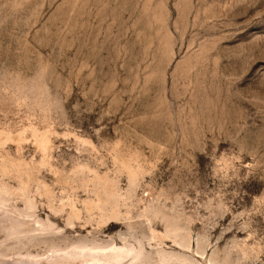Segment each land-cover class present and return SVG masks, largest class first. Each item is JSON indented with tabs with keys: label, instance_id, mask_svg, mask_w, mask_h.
<instances>
[{
	"label": "rangeland",
	"instance_id": "obj_1",
	"mask_svg": "<svg viewBox=\"0 0 264 264\" xmlns=\"http://www.w3.org/2000/svg\"><path fill=\"white\" fill-rule=\"evenodd\" d=\"M114 259L264 264V0H0V264Z\"/></svg>",
	"mask_w": 264,
	"mask_h": 264
},
{
	"label": "bare ground",
	"instance_id": "obj_2",
	"mask_svg": "<svg viewBox=\"0 0 264 264\" xmlns=\"http://www.w3.org/2000/svg\"><path fill=\"white\" fill-rule=\"evenodd\" d=\"M128 252V251H126ZM106 253V252H105ZM131 258V257H130ZM121 261V258L119 259ZM102 264H118V261L117 259H114V260H108L107 262H101ZM121 263V262H120ZM119 263V264H120Z\"/></svg>",
	"mask_w": 264,
	"mask_h": 264
}]
</instances>
